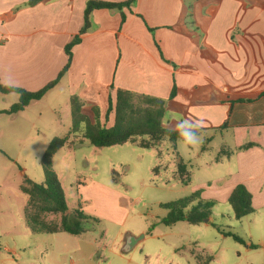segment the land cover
Instances as JSON below:
<instances>
[{
  "label": "crops",
  "instance_id": "crops-1",
  "mask_svg": "<svg viewBox=\"0 0 264 264\" xmlns=\"http://www.w3.org/2000/svg\"><path fill=\"white\" fill-rule=\"evenodd\" d=\"M88 1L0 0V79L29 92L54 81L68 62L66 45L84 26ZM72 52L68 71L42 99L64 92L68 106L75 95L89 116L98 108L108 127L116 89L162 99L164 117L199 121L202 132L213 131L207 142L220 135L217 160L224 155L235 163L224 182L227 196L243 184L255 210L264 209V0H137L131 9H97ZM139 241L127 234L123 252Z\"/></svg>",
  "mask_w": 264,
  "mask_h": 264
},
{
  "label": "rangeland",
  "instance_id": "rangeland-1",
  "mask_svg": "<svg viewBox=\"0 0 264 264\" xmlns=\"http://www.w3.org/2000/svg\"><path fill=\"white\" fill-rule=\"evenodd\" d=\"M16 101L17 96L0 92V111ZM22 111L16 118L0 114V264H204L209 256L207 264H264V209L241 220L234 217L224 182L235 163L224 155L217 160L222 139L218 134L207 142L213 131H203V143L184 153L168 140L154 148L132 143L95 147L81 132L71 135V144L53 156L52 168L71 219L77 220L75 210L87 216L81 221L83 232L33 233L25 221L27 196L21 186L26 179L44 182L41 157L53 138L68 135L71 108L62 92ZM179 158L190 161L187 183L178 174ZM196 191L200 198L185 211L199 200L210 202L208 218L197 224L161 223L168 214L161 204ZM129 233L140 241L124 253L122 241Z\"/></svg>",
  "mask_w": 264,
  "mask_h": 264
},
{
  "label": "trees",
  "instance_id": "trees-1",
  "mask_svg": "<svg viewBox=\"0 0 264 264\" xmlns=\"http://www.w3.org/2000/svg\"><path fill=\"white\" fill-rule=\"evenodd\" d=\"M41 1L28 0L27 4L34 6ZM136 2L137 0H126L123 2L88 1L84 11V26L79 34L66 45L68 62L59 76L36 92H29L18 88L17 91L22 93L19 96V101L14 103L10 108L1 110L0 114L11 115L24 110L32 101L40 100L60 81L71 65L73 58L72 49L81 42V35L91 27V15L94 10L101 8L131 9ZM124 20L125 16H123ZM0 92L3 94L11 93L10 89L4 87L2 84H0ZM174 95L175 89L172 92L171 98ZM70 105L72 126L68 135L62 138H53L41 157V166L45 175L44 182L37 183L26 179L21 186L22 192L27 196L24 211L25 221L33 233L55 234L65 232L71 235H79L83 232L81 221L86 219L87 216L81 211L75 210L73 213L77 220L71 219L64 189L58 175L52 168L53 156L60 148L71 144V135L75 136L78 132H81L83 138L87 139L95 147H111L132 143L141 148H154L162 140H168L176 144V133L166 135L162 127V118H164L166 111L165 102L162 99L133 93L125 89H116L109 96L107 116L110 114L114 116L113 125L109 127L100 122L99 109L96 107L92 108L94 117L91 119L86 111L83 110V103L77 96L71 97ZM251 146L253 144L249 143L240 149H248ZM186 167V164L180 158L178 174L183 183H187L188 181ZM199 198V191H196L184 199L161 204L162 208L168 210V214L161 219V223L172 225L179 221H187L191 224L202 222L209 217L212 203H204L199 200L196 205L191 206L189 211H185L193 201ZM228 202L237 220H241L255 212L252 194L243 184H238L234 187L228 197ZM52 215H59V221L50 220L49 216ZM152 229L153 226L149 231L151 232ZM225 235L233 237L236 241H243L232 232H226ZM211 259L212 257L209 256L208 262ZM207 263L205 262L204 264Z\"/></svg>",
  "mask_w": 264,
  "mask_h": 264
},
{
  "label": "clouds",
  "instance_id": "clouds-1",
  "mask_svg": "<svg viewBox=\"0 0 264 264\" xmlns=\"http://www.w3.org/2000/svg\"><path fill=\"white\" fill-rule=\"evenodd\" d=\"M0 84L10 89L11 94L19 97L22 95L17 89L20 85L11 79H0ZM171 118V123L166 121ZM162 127L166 135L176 133V146L181 153L189 150L197 149L204 141L202 133V124L186 117H181L177 114H172L171 117L165 116L162 118Z\"/></svg>",
  "mask_w": 264,
  "mask_h": 264
}]
</instances>
